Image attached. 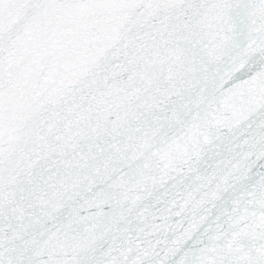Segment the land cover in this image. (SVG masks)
Wrapping results in <instances>:
<instances>
[{
  "label": "snow or ice",
  "instance_id": "6c2138e0",
  "mask_svg": "<svg viewBox=\"0 0 264 264\" xmlns=\"http://www.w3.org/2000/svg\"><path fill=\"white\" fill-rule=\"evenodd\" d=\"M0 264H264V0H0Z\"/></svg>",
  "mask_w": 264,
  "mask_h": 264
}]
</instances>
